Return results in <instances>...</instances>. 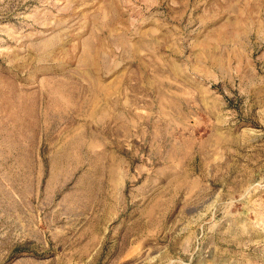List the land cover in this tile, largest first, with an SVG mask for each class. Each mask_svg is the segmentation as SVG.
Returning <instances> with one entry per match:
<instances>
[{
    "label": "rangeland",
    "instance_id": "rangeland-1",
    "mask_svg": "<svg viewBox=\"0 0 264 264\" xmlns=\"http://www.w3.org/2000/svg\"><path fill=\"white\" fill-rule=\"evenodd\" d=\"M0 264H264V0H0Z\"/></svg>",
    "mask_w": 264,
    "mask_h": 264
}]
</instances>
